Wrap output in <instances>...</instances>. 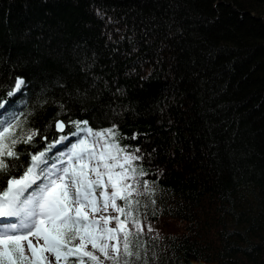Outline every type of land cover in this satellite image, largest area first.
Instances as JSON below:
<instances>
[{"label":"trees","instance_id":"obj_1","mask_svg":"<svg viewBox=\"0 0 264 264\" xmlns=\"http://www.w3.org/2000/svg\"><path fill=\"white\" fill-rule=\"evenodd\" d=\"M0 97L22 160L71 121L141 149L121 264H264V0H0Z\"/></svg>","mask_w":264,"mask_h":264},{"label":"snow or ice","instance_id":"obj_2","mask_svg":"<svg viewBox=\"0 0 264 264\" xmlns=\"http://www.w3.org/2000/svg\"><path fill=\"white\" fill-rule=\"evenodd\" d=\"M24 83L18 80L15 90ZM13 95L15 91L7 93ZM5 107L0 97V264H86L85 257L87 264H121V256L138 259L128 225L138 230L136 235L142 232L135 215L139 201L134 199L145 194L140 178L147 173L135 163L143 159L141 149L121 146L124 138L115 127L94 130L87 120L71 121L75 131L70 135L77 139L65 145L66 151L49 155L69 140L62 136L44 150L28 153L25 161L21 157L26 150L17 151V145L35 147L40 133L26 131V122ZM56 128L63 131L64 124ZM143 188L148 190V181ZM109 208L118 215H104ZM88 245L92 250H86Z\"/></svg>","mask_w":264,"mask_h":264},{"label":"rangeland","instance_id":"obj_3","mask_svg":"<svg viewBox=\"0 0 264 264\" xmlns=\"http://www.w3.org/2000/svg\"><path fill=\"white\" fill-rule=\"evenodd\" d=\"M83 135V134H82ZM76 139H77V137H71V138H69V140L68 141H65L64 142V144H57L54 148H55V150L53 149L52 150V152L51 153H56V152H58V151H66L67 149H66V147H65V145L66 144H69L70 142H75L76 141ZM50 154V153H49ZM52 155V154H51ZM104 215H109V216H116V215H118V213H116L115 211H113L111 208H109V210H108V212H106V213H103ZM99 215V214H98ZM122 219V218H121ZM110 226H115V222L113 221V223L110 225ZM35 242V241H34ZM77 243H78V241H77ZM86 250H92L91 249V245H88V247H87V249ZM96 255H98L99 257H100V259L101 260H104V257L99 253V252H96L95 253ZM45 255L47 256V255H50L49 253H45ZM53 259H54V257H53ZM70 259V261H73V260H75L76 258L75 257H71V258H69ZM85 261H86V264H87V258L85 257ZM109 263H113L111 260H104V264H109ZM60 264H64V261L63 260H61V262H60Z\"/></svg>","mask_w":264,"mask_h":264}]
</instances>
